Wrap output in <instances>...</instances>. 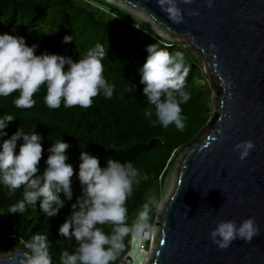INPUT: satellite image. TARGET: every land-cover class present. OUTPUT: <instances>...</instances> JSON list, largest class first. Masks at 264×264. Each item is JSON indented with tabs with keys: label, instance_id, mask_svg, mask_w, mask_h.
Wrapping results in <instances>:
<instances>
[{
	"label": "clouds",
	"instance_id": "obj_1",
	"mask_svg": "<svg viewBox=\"0 0 264 264\" xmlns=\"http://www.w3.org/2000/svg\"><path fill=\"white\" fill-rule=\"evenodd\" d=\"M183 2L188 4L191 0ZM156 4L173 23L184 22V10L179 7L178 0H156ZM207 6H212V0H207ZM188 15L195 16L198 12L192 9ZM72 40V35H65L62 42L67 44ZM37 47L35 43L29 46L23 36L0 34V97L18 93L13 100L16 108H33L36 105L33 97L41 88L45 90L43 100L49 109H57L62 103L65 108L79 106L86 109L92 106L93 98L98 95L108 99L113 96L115 85L104 77L102 61L106 49L101 44L89 49L78 60L47 51L36 54ZM146 51L148 56L140 69L139 82L154 113L148 110L145 116L151 118L154 114L153 125L165 129L174 125L183 132L187 117L182 114L181 105L191 98L184 90L189 72L185 55L181 51L169 52L156 43L147 45ZM134 88L135 85H131L130 91ZM15 117L11 114L0 116V137L8 136L5 129ZM42 139L40 133L26 132L24 127H18L9 138L0 142V186L6 188L9 195L23 187V199L9 206L8 213L23 214L29 206L36 210L39 201L41 212L52 218L66 202L73 200L74 167L66 162V149L70 145L62 139L52 143L47 149L46 167L41 172L38 165L43 153ZM18 141L22 143L16 151ZM254 147L252 140H241L233 150L243 162ZM79 161L76 176L80 194L70 204V213L58 229L60 236L69 242L74 239L76 244L72 252L62 249L59 264H116L125 251L126 237L151 231L150 214L153 210H160L159 200L155 194L148 195L129 223L127 201L141 180L146 181L148 176L141 175L127 160L121 162L108 157L102 167L100 158L87 151H81ZM174 200L175 197L172 202ZM104 225L110 226L109 233L103 230ZM259 233L255 218L248 217L239 224L234 220L217 222L209 237L224 250L235 240L250 242ZM21 243L28 250L23 264H52L45 234H36ZM129 250L130 246L127 253Z\"/></svg>",
	"mask_w": 264,
	"mask_h": 264
},
{
	"label": "trees",
	"instance_id": "obj_2",
	"mask_svg": "<svg viewBox=\"0 0 264 264\" xmlns=\"http://www.w3.org/2000/svg\"><path fill=\"white\" fill-rule=\"evenodd\" d=\"M4 33L23 36L29 46L38 44L36 54L47 51L71 56L74 60L101 44L106 49L102 61L104 77L115 85L110 99L98 95L93 98L92 106L86 109L79 106L65 108L63 103L57 109H49L43 100V88L34 95L36 105L31 109L14 106L13 100L18 93L0 97V116H16L5 129L8 136L0 137V142L9 138L18 127H24L26 132L40 133L43 153L38 168L42 172L49 155L47 149L62 139L70 145L66 149V162L74 167L73 200L66 202L52 218L41 212L39 201L36 210L29 206L23 214L8 213L9 206L23 199V187L9 195L8 190L0 186V255L17 249L27 253L21 241H28L36 234H45L52 264H59L62 249L72 252L76 244L74 239L69 242L60 236L58 229L70 213V204L80 194L76 172L81 151L99 157L102 167L108 157L121 162L130 161L141 175L148 176L146 181L141 180L127 201L131 223L152 184L158 180L161 183L166 175L172 164V155L189 146L204 130L207 105L196 80L201 77V71L194 56L191 55L189 62L185 60L189 72L184 90L191 98L181 105L187 120L185 130L180 132L174 125L167 129L153 125L154 114L151 118L145 116L148 110L154 113V108L147 104L139 81L140 69L148 56L147 45L156 43L169 52L184 49L164 40L127 11L105 0H0V34ZM65 35H72L73 40L63 43ZM131 85H135L132 91ZM21 143L17 142L16 151ZM155 214L153 210L150 223ZM102 227L106 233L110 232L109 225ZM125 245V251L116 264L127 253L130 236L126 237Z\"/></svg>",
	"mask_w": 264,
	"mask_h": 264
},
{
	"label": "water",
	"instance_id": "obj_3",
	"mask_svg": "<svg viewBox=\"0 0 264 264\" xmlns=\"http://www.w3.org/2000/svg\"><path fill=\"white\" fill-rule=\"evenodd\" d=\"M123 1L202 52L222 92V113L181 159L150 264H264V0H178L180 24L156 0ZM249 139L255 147L241 162L234 145ZM248 217L260 227L250 242L221 250L210 239L217 222ZM26 254L14 250L0 264H23Z\"/></svg>",
	"mask_w": 264,
	"mask_h": 264
},
{
	"label": "rangeland",
	"instance_id": "obj_4",
	"mask_svg": "<svg viewBox=\"0 0 264 264\" xmlns=\"http://www.w3.org/2000/svg\"><path fill=\"white\" fill-rule=\"evenodd\" d=\"M105 1L127 11L129 14L134 16L139 22L148 26L151 30L154 31L155 34L162 37L164 40L182 46L184 51L181 52H183V54L185 55V60L187 62L190 61L191 55L196 58V63L201 71L200 73L201 77H199V80L198 79L196 80L199 87L203 91V96L206 101L205 105H207L206 106L207 108H205L206 113H204V115L207 116V120L203 128L204 130L197 136V138L193 142L190 143L189 146H187L185 149L177 150L175 152V155H172V159H173L172 164L168 168L166 175L163 176L161 183L160 180L153 183L150 191L147 194V196L150 194H155L160 203V210L156 211V214L152 222L150 223L151 231L149 232V234L151 241H149L148 244H146L147 248L143 252L144 254L142 253L141 255L142 257L140 256L141 260L138 262V264L141 263L150 264L160 239L159 233H160V224L162 221L163 211L167 205V202L169 201L170 196L172 195L176 187L175 180L177 178L178 168L181 159L191 146H193L195 143L205 138V136L211 130L212 123H214L217 117L222 113V109L218 107L219 106L218 99H221L222 92L218 82L215 81V79L212 78L210 73L208 72V67L206 66V60L203 58V56L198 50L194 49L192 46L189 45V42L187 41L186 38H184L183 36L180 37L173 36L170 32H168L160 25H158L156 22H154L152 19H150L148 14H146L143 11H140L138 8L131 7L130 5L126 4L123 0H105ZM122 21L128 22L126 19H122ZM10 254L11 251H8L1 254L0 257L9 256ZM118 264H133V262L128 261V258L126 259V257L123 256L121 260L118 262Z\"/></svg>",
	"mask_w": 264,
	"mask_h": 264
},
{
	"label": "bare ground",
	"instance_id": "obj_5",
	"mask_svg": "<svg viewBox=\"0 0 264 264\" xmlns=\"http://www.w3.org/2000/svg\"><path fill=\"white\" fill-rule=\"evenodd\" d=\"M126 4H128V3H126ZM128 5H130V4H128ZM130 6L133 7L132 5H130ZM134 8H136V7H134ZM138 9L140 11L145 12L141 8H138ZM145 13L148 14L147 12H145ZM148 16H150V15L148 14ZM147 237L148 236L144 235V233H142L140 235H136V234L133 235V239L131 240L130 250H129L128 255H127V257L130 259V262H133V264H138V262L141 260L140 258L142 257L141 255H142L143 251L139 250V247L141 246V244L144 241H146Z\"/></svg>",
	"mask_w": 264,
	"mask_h": 264
},
{
	"label": "built area",
	"instance_id": "obj_6",
	"mask_svg": "<svg viewBox=\"0 0 264 264\" xmlns=\"http://www.w3.org/2000/svg\"><path fill=\"white\" fill-rule=\"evenodd\" d=\"M135 233H133V234H131V236H130V246H131V240L133 239V235H134ZM144 234L145 235H147L148 237H147V239H146V241H144L142 244H141V246L139 247V250H141V251H145L146 250V248H147V246H146V244H148V242L150 241V234H149V232L148 231H146V232H144ZM128 254V253H127ZM127 254H125L124 256L126 257V259L128 258L127 257ZM128 261H130V259L128 258Z\"/></svg>",
	"mask_w": 264,
	"mask_h": 264
}]
</instances>
